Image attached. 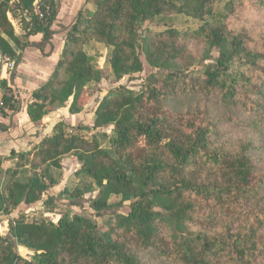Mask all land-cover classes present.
<instances>
[{
  "label": "trees",
  "instance_id": "obj_1",
  "mask_svg": "<svg viewBox=\"0 0 264 264\" xmlns=\"http://www.w3.org/2000/svg\"><path fill=\"white\" fill-rule=\"evenodd\" d=\"M236 1L217 8L221 0H86L55 70L32 94L29 120L40 125L66 106L70 114L83 112L90 87L103 78L101 52L115 83L142 72V57L154 72L141 91L110 90L91 128L59 121L30 150L12 154L11 167L0 168V217L42 202L60 184L66 157L79 164L78 183L59 196L76 205L97 192L93 219L63 214L53 222L20 214L10 221L8 234L0 235V264H147L148 255L155 264H264V170L254 160L255 137L218 144L223 132L216 122L258 128L264 144V53L249 50L244 34L228 30ZM56 12V0H0V59L18 62L37 34L43 51ZM172 16L199 25L149 28ZM248 69L262 74L258 83L245 75ZM0 88V113L15 112L11 88L1 79ZM181 95L215 102L224 115L215 121L214 107L195 104L172 117L165 107ZM104 127L112 128L110 135H84ZM127 202L126 215L110 213ZM18 246L33 252L30 260L18 255Z\"/></svg>",
  "mask_w": 264,
  "mask_h": 264
},
{
  "label": "rangeland",
  "instance_id": "obj_2",
  "mask_svg": "<svg viewBox=\"0 0 264 264\" xmlns=\"http://www.w3.org/2000/svg\"><path fill=\"white\" fill-rule=\"evenodd\" d=\"M226 0H221V2L217 5V8H222ZM264 3V0H237L235 5V10L233 14H230L226 20L228 30L232 31L235 34H244L246 36V47L249 50L262 52L264 53V6L260 5V2ZM16 31L19 33L20 29L18 25L14 22ZM199 23L192 21L183 16H172L165 20V22L159 23L157 25H150L149 28L153 32H160L168 28V26L175 28L177 30H185L196 29ZM188 45L193 53L199 51L200 47L193 40H188ZM105 53L101 52L100 56L97 59L99 67L103 70V78L102 80L96 84L92 85L89 89L90 98L88 99L86 106L87 110L84 112L82 116L76 119L74 125L69 126H84L87 128H91L93 125V115L92 113L95 111L98 103L102 100V98L110 91L114 90L117 87H124L134 92L141 91L146 83V78L149 74L154 72L153 69L149 68L145 63L143 57L141 58L143 62V71L133 75L132 77H124L119 82H114L109 75V68L105 63L104 59ZM216 56V53L213 54ZM208 63V62H206ZM197 68V67H195ZM192 68V69H195ZM244 73L247 77L251 78L253 83H258L259 78L262 74L256 70H244ZM193 97H181L176 101L169 102L167 107H165V111L169 113L172 117L175 113L192 111L195 104H198L200 107L203 104L209 108L214 107L216 109L213 112V119L216 121L219 118H222L224 113L222 112V108L218 107L215 102L210 103H201L198 100H193ZM85 106V107H86ZM94 114V113H93ZM242 120H249L248 118L241 117ZM251 121L246 122L247 124ZM217 128L223 132L222 137L220 138V144H226L227 147L232 145L234 142L246 138L251 139V137H255V146L258 148L254 152V160L259 162V166L264 170V144H262V138L259 134L258 128L253 126L243 127L240 129H233L227 124H223L222 122H216ZM229 126V127H228ZM111 127H104L99 130H88L84 132V135L87 138H90L92 135L97 134V132H104L107 135L111 133ZM62 166V180L59 185L55 186L53 189L49 190L47 194H45L43 201L39 202L35 205H31L29 207L21 206L16 212L11 214L10 216H1L0 217V235L6 236L8 234V223L17 217L20 214L27 216L28 220L36 217H45L53 222H57L58 219L63 214H68L72 216L73 214H81L85 216H89L93 219L94 212L90 209V202L97 196V192H91L83 195L82 198L75 201L76 205H71L67 199L63 196H59V193L65 187H72L74 184L78 183V179L75 178L74 173L79 169V164L73 157H66L61 160ZM1 179V178H0ZM3 185V182L0 183V189ZM52 197L53 199L49 204L43 205L48 198ZM118 202V199L112 200V203ZM114 206L110 213H118L122 215H126L129 211V203H123L122 206L115 209ZM53 210V211H49ZM109 213V212H108ZM107 217H105L106 219ZM103 218H98L97 221L100 224L104 223ZM17 253L23 259L30 260L33 252L26 250L20 246L16 248ZM148 255L144 257L143 260L147 262V264H155V261Z\"/></svg>",
  "mask_w": 264,
  "mask_h": 264
},
{
  "label": "crops",
  "instance_id": "obj_3",
  "mask_svg": "<svg viewBox=\"0 0 264 264\" xmlns=\"http://www.w3.org/2000/svg\"><path fill=\"white\" fill-rule=\"evenodd\" d=\"M56 18L51 26L52 38L43 51L37 48L41 34L30 36L31 44L20 53L14 69L8 72L0 69V79L11 88L18 101V109L6 114L0 113V168L12 166L9 159L12 154H21L37 145L44 137L51 134L53 126L63 121L74 125L77 118L88 111L87 106L79 114H70L69 107H63L48 114L40 125H34L27 115V105L32 101V94L44 86L59 61L66 33L76 14L85 6L86 0H56ZM17 34H20L16 31ZM94 113V112H93ZM92 113V115H93Z\"/></svg>",
  "mask_w": 264,
  "mask_h": 264
},
{
  "label": "built area",
  "instance_id": "obj_4",
  "mask_svg": "<svg viewBox=\"0 0 264 264\" xmlns=\"http://www.w3.org/2000/svg\"><path fill=\"white\" fill-rule=\"evenodd\" d=\"M0 63H1V68L0 69L4 68L8 72H11L14 69V62L13 61L0 59ZM2 106H3L2 90L0 88V107H2Z\"/></svg>",
  "mask_w": 264,
  "mask_h": 264
}]
</instances>
